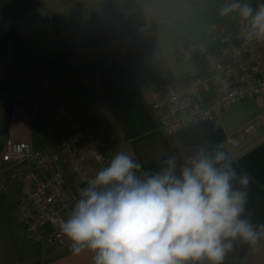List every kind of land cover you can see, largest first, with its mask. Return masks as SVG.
<instances>
[{"label":"crops","instance_id":"crops-1","mask_svg":"<svg viewBox=\"0 0 264 264\" xmlns=\"http://www.w3.org/2000/svg\"><path fill=\"white\" fill-rule=\"evenodd\" d=\"M242 2L255 8L264 0ZM224 3L0 0V147L11 137L36 149H53L70 125L61 112L64 107L72 120L89 125L109 160L120 151L134 154L145 171H155L157 162L168 156L181 163L198 146L222 144L235 157L237 171L250 173V218L264 224V93L222 110L216 120L201 119L170 134L157 128L145 99L149 83L184 79L197 71L205 49H213L215 35L235 26L240 19L236 13L219 15ZM199 38L203 52L196 62L180 70L172 67L174 50L179 47L191 59L189 40ZM146 39L164 43L145 46ZM103 55L111 59L92 79L79 73L81 65ZM250 123L253 127L240 145L225 143ZM12 186L14 193L9 192ZM18 193L17 184L0 191V264H93L87 251L40 247L26 237L22 222L25 236L10 223L11 205L6 209L2 204L9 198L16 204ZM223 264H264V236L254 245L236 240Z\"/></svg>","mask_w":264,"mask_h":264},{"label":"clouds","instance_id":"clouds-1","mask_svg":"<svg viewBox=\"0 0 264 264\" xmlns=\"http://www.w3.org/2000/svg\"><path fill=\"white\" fill-rule=\"evenodd\" d=\"M233 13L247 22L246 40L264 42V3L225 0L219 15ZM234 162L222 144L198 146L181 163L168 156L155 171L116 152L80 188L59 231L93 264H223L236 240L254 245L264 236L250 218L252 177Z\"/></svg>","mask_w":264,"mask_h":264},{"label":"built area","instance_id":"built-area-1","mask_svg":"<svg viewBox=\"0 0 264 264\" xmlns=\"http://www.w3.org/2000/svg\"><path fill=\"white\" fill-rule=\"evenodd\" d=\"M237 20L233 28L219 31L213 49H205L201 65L184 79L149 83L145 99L157 128L173 133L201 119L216 120L222 110L247 97L264 93V42L246 40ZM54 141L53 149H36L28 141L7 138L0 147V191L17 184L16 205L26 237L40 247H70L58 225L66 219L79 190L109 162L104 146L85 122L72 120ZM253 124L226 137L240 145Z\"/></svg>","mask_w":264,"mask_h":264},{"label":"rangeland","instance_id":"rangeland-1","mask_svg":"<svg viewBox=\"0 0 264 264\" xmlns=\"http://www.w3.org/2000/svg\"><path fill=\"white\" fill-rule=\"evenodd\" d=\"M146 40H147L146 44H144L145 46H147V45H149V46L150 45L151 46L163 45V43H164V40H163V43H162V41H159L158 44H156V40H152V39L151 40L146 39ZM185 40H188V39H185ZM200 40H202V38L189 40V44H191L190 45L191 46V51H190V56H191L190 58L191 59H187L186 54L184 53V51H182V49H180L179 47L176 48L174 50V55H171V57H170V63L172 65V67H175L176 70H180V69L188 68L192 64H194L196 62L197 58L199 57V55L203 52L202 48L198 47V43L201 42ZM160 42H161V44H160ZM164 80H173V79L165 78ZM10 190H11V191H9L10 193H12V192L14 193L16 191V187L12 186L10 188ZM11 196H13V194H11ZM9 204L11 205L10 206L11 209L9 210V217H10L9 221H10V223H14V225L16 227H18L21 230V233L24 235V231H22L23 227L21 225V220L18 219V215H19L18 210L19 209L17 208V205L13 202L12 198H9L8 201L2 205H3V207H6V209H9ZM2 216L4 218V222H2V223L4 224V223H6L7 215L5 213H3Z\"/></svg>","mask_w":264,"mask_h":264},{"label":"water","instance_id":"water-1","mask_svg":"<svg viewBox=\"0 0 264 264\" xmlns=\"http://www.w3.org/2000/svg\"><path fill=\"white\" fill-rule=\"evenodd\" d=\"M110 59L111 57L109 55L100 56L87 64L81 65L79 67V73L84 77L92 79L98 68Z\"/></svg>","mask_w":264,"mask_h":264}]
</instances>
